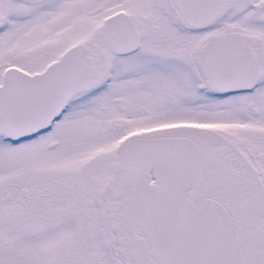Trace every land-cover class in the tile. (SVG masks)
I'll list each match as a JSON object with an SVG mask.
<instances>
[{
  "label": "flooded vegetation",
  "instance_id": "1",
  "mask_svg": "<svg viewBox=\"0 0 264 264\" xmlns=\"http://www.w3.org/2000/svg\"><path fill=\"white\" fill-rule=\"evenodd\" d=\"M96 1L100 3H98L99 6L96 5ZM118 1L119 3H114L113 0H86L84 4L87 3V5L83 7V10L86 11L84 24L87 25L88 31L84 33V38H78L73 43L62 47L38 70L28 68L26 70L12 63L2 66L0 85L7 70L23 72L31 77L39 76L44 74L50 65L59 62L67 51L77 48L74 59L81 64L86 74L85 79L67 101L63 112L52 121L49 130L16 142L7 139L10 145H17L23 141L30 142L53 131L56 124L61 122L67 114L72 100L93 88L88 87V83L93 80L96 73L95 66L101 59L104 60V72L97 78L100 79L97 84L100 90L109 85L113 78V71L106 64L108 58L128 59L140 54L146 48L158 47L150 45L152 43L150 40L153 41V39H147L146 30H143L139 23L143 18L140 12H145L139 6L140 0ZM221 1V10L210 24L192 27L183 21L171 0H149L154 6L151 13L160 9L157 5L165 6L167 9L165 15L175 19V21L170 20L175 26L173 30L182 34L184 38L188 37L187 40L185 39L187 44L194 43L190 35H194L193 37L201 35L202 42L196 51L201 69L199 68V72L190 74L194 83L193 91L200 97L196 103L190 98L184 101L192 107L190 116L177 118L170 115V121L160 126H153L156 123H150V121L147 123L142 121L135 124V126L139 125L136 129L128 130L127 123L134 122L137 117L149 115L154 116V119H160L156 117V110H160L161 104L159 103L153 109V106H150L145 98L137 93L133 99L134 102L127 107L122 97H118L116 93L109 94L110 100L116 103V111L114 113L107 111V123H114L115 126L123 129L122 133L115 138L111 149L114 154L119 155L127 181L133 184V191L138 186L155 182L152 178L155 171L143 156L146 142L160 140L174 144H187V149L174 147L170 150L174 170H180V173L189 176H197V185L186 191L187 198L195 206L212 200L224 208L231 219L243 264H264L262 252L255 251V254H252L254 246L260 245L264 249V230L253 220L255 216L264 214V0ZM107 2H109L108 5ZM123 2L131 5L136 11L130 12L129 7ZM78 8L76 0H0V41L3 39L2 34L6 26L12 23L13 14L23 9L29 14L28 16L35 19L44 13L54 16V11L58 12L59 18L71 14L69 19L61 21L60 25L67 26L66 30L70 34L80 35V31L75 30L80 26L77 23L78 13H75ZM98 11L99 15L103 13L99 19L96 18ZM45 18L41 20L45 21ZM233 19L237 22L238 19L243 21L244 25H237ZM153 27L157 26L153 25ZM69 29H72L71 32ZM227 33L238 34L249 50L248 56L243 57V62L249 64V72L247 70L246 73H250L251 76L247 88L240 90L222 88L224 79L222 70L225 68L222 62L224 48L219 43L220 40L212 39ZM172 52L174 53V49ZM201 79L203 82H200ZM138 80L132 79L131 83L139 85ZM121 94L125 95V91H121ZM173 96L176 98V95ZM168 104L170 107L176 105V99L171 98ZM128 108H130L128 113L123 115ZM116 113H121V115L118 114L120 117H117ZM3 139L6 140V138ZM52 145H57V142H52L50 147ZM237 193H242V200L232 206L229 199L234 198ZM77 207V212L81 211L85 214L82 205ZM129 213L130 209L123 217L127 233L114 231L118 223L115 222L112 225V219L107 220L109 225V233H107L108 225H105L103 215L97 214L100 227L96 235L100 254L104 256V261L110 264L115 262L117 264H153L150 245L136 227L132 208L130 215ZM90 218L91 216L87 215L83 223L87 225ZM82 237L85 238L84 240H89L86 235ZM248 250L251 251L249 257L246 255Z\"/></svg>",
  "mask_w": 264,
  "mask_h": 264
},
{
  "label": "rangeland",
  "instance_id": "2",
  "mask_svg": "<svg viewBox=\"0 0 264 264\" xmlns=\"http://www.w3.org/2000/svg\"><path fill=\"white\" fill-rule=\"evenodd\" d=\"M76 1L79 8L75 13H78L80 26L75 30H79L81 36L70 34L67 26L60 25L71 14L59 18L54 11V16L44 13L35 19L24 9L15 12L12 27L6 26L0 41V69L12 63L26 70H38L62 47L84 38L88 27L84 24L83 7L87 3L84 4L86 0ZM113 2L119 3L118 0ZM123 4L130 12L136 11L128 3ZM139 6L145 11L140 12L143 15L139 21L141 28L146 30L147 39H153L150 45L157 48H146L128 59L108 58L106 64L112 69L113 78L102 90L97 85L99 74L101 77L104 72L101 59L95 66L93 80L88 83V87L93 88L72 100L67 114L47 135L17 145H10L0 135V264H110L100 254L97 214L103 215L105 225L108 219H112V225L117 222L114 231L127 233L123 217L128 209V215L131 214L133 184L128 183L119 155L111 149L123 129L107 123V111H116V103L110 100L109 94L122 97L127 107L134 102L137 93L153 109L161 104L160 110H156V117L160 119L149 115L137 117L127 123L128 130L136 129L139 125L135 124L142 121L160 126L170 121V115L177 118L192 115L191 105L184 101L191 99L196 103L200 97L193 91L190 74L199 72L196 51L202 42L201 35H190L194 43L188 40L187 44L188 37L173 30L175 26L170 20L175 19L165 15V6L157 5L160 9L152 13L154 6L149 0H140ZM99 14L98 11L97 19L103 13ZM233 21L244 25L239 19ZM132 79H139L140 84L133 85ZM123 90L125 95H120ZM171 98L176 99V105L170 107ZM118 114L116 116L120 117L121 113ZM54 141L57 145L50 147ZM229 200L232 206L240 203L242 193ZM81 205L86 216L76 211ZM87 215L92 219L86 225L83 220ZM253 220L264 230V214ZM83 235L89 240H84ZM255 251L262 252L264 258L263 247H252L253 255ZM246 253L249 257L251 251Z\"/></svg>",
  "mask_w": 264,
  "mask_h": 264
},
{
  "label": "water",
  "instance_id": "3",
  "mask_svg": "<svg viewBox=\"0 0 264 264\" xmlns=\"http://www.w3.org/2000/svg\"><path fill=\"white\" fill-rule=\"evenodd\" d=\"M171 2L192 27L210 24L222 4L221 0ZM212 40H220L224 48L222 88H247L251 76L246 73L249 64L243 62L249 54L244 40L236 33ZM76 49L67 51L39 76L12 69L5 72L0 85V135L16 142L50 128L86 76L74 59ZM144 147L143 156L155 171V183L132 191V209L139 231L150 244L153 264H243L231 219L224 208L212 200L196 207L186 191L197 185V176L180 173L172 166L170 150L187 149L188 145L155 140L146 142Z\"/></svg>",
  "mask_w": 264,
  "mask_h": 264
}]
</instances>
